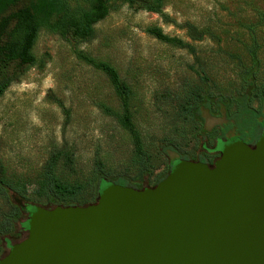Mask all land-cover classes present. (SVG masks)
Returning <instances> with one entry per match:
<instances>
[{
    "label": "trees",
    "instance_id": "1",
    "mask_svg": "<svg viewBox=\"0 0 264 264\" xmlns=\"http://www.w3.org/2000/svg\"><path fill=\"white\" fill-rule=\"evenodd\" d=\"M118 5L158 15L165 24L184 31L190 42H222L209 28L172 20L163 10L164 0H0V99L13 83L42 64L34 47L44 29L68 42L78 61L105 77L119 109L102 101L94 105L115 120L131 145L119 172L96 156L93 169L79 175L72 152L57 145L51 147L33 177L9 174L0 159V259L6 255L1 245L12 236L26 235L27 213L37 207H85L111 184L138 190L153 187L182 160L211 165L219 158L223 144L242 141L253 146L264 134V66L259 58L258 39L264 29L263 10L252 7V18L238 22L245 39L240 40L239 52L223 54L219 60L222 68L196 63L190 66L194 79L186 78L176 90L166 89L155 95L161 105L157 110L168 120L160 139H155L143 135L136 126L134 91L117 69L78 49L80 44L95 38V26ZM145 33L162 44L185 50L199 61L190 43L165 34L160 27L149 26ZM53 101L69 120V111L62 101ZM205 114L222 121L207 129ZM29 186H33L30 192Z\"/></svg>",
    "mask_w": 264,
    "mask_h": 264
},
{
    "label": "rangeland",
    "instance_id": "2",
    "mask_svg": "<svg viewBox=\"0 0 264 264\" xmlns=\"http://www.w3.org/2000/svg\"><path fill=\"white\" fill-rule=\"evenodd\" d=\"M252 7L264 11V0H164L163 10L172 20L211 29L222 38L217 44L207 40L190 42L184 31L165 24L158 15L118 5L95 26V38L78 49L117 69L134 91L136 126L143 135L160 139L168 120L157 110L161 105L155 95L166 89L176 90L186 78L194 79L190 66L196 63L222 68L224 53L240 51V40L245 36L238 22L252 18ZM149 26L160 27L165 34L190 43L199 61L185 50L151 38L145 33ZM258 39L264 66V29ZM34 53L42 64L13 83L0 99V159L8 173L33 177L53 145L72 152L79 175L93 169L96 156L119 172L131 145L115 120L94 105L102 101L119 109L105 77L78 61L68 42L44 29ZM54 99L68 109L69 120ZM204 119L207 129L222 121L206 114ZM28 190L32 191L33 186ZM24 237L22 234L9 240L15 244Z\"/></svg>",
    "mask_w": 264,
    "mask_h": 264
},
{
    "label": "water",
    "instance_id": "3",
    "mask_svg": "<svg viewBox=\"0 0 264 264\" xmlns=\"http://www.w3.org/2000/svg\"><path fill=\"white\" fill-rule=\"evenodd\" d=\"M0 264H264V134L212 165L182 160L153 187L37 207Z\"/></svg>",
    "mask_w": 264,
    "mask_h": 264
},
{
    "label": "flooded vegetation",
    "instance_id": "4",
    "mask_svg": "<svg viewBox=\"0 0 264 264\" xmlns=\"http://www.w3.org/2000/svg\"><path fill=\"white\" fill-rule=\"evenodd\" d=\"M224 145H227V144H223L222 146H224ZM221 150H222V148H221ZM221 150H220V152H221ZM220 155V154H219ZM215 161V160H214ZM214 161L212 162V164L214 163ZM211 164V165H212ZM27 214H30V212H28ZM29 216V215H28ZM5 244V243H4ZM13 245V243H12V240H9L8 241V243H6L4 246H3V250H4V252L5 253H7L8 252V250L10 249V247Z\"/></svg>",
    "mask_w": 264,
    "mask_h": 264
}]
</instances>
